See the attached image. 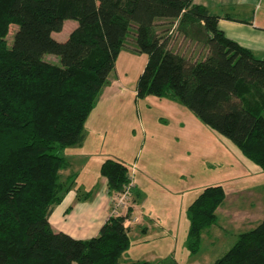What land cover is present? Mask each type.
Listing matches in <instances>:
<instances>
[{"label":"trees","instance_id":"16d2710c","mask_svg":"<svg viewBox=\"0 0 264 264\" xmlns=\"http://www.w3.org/2000/svg\"><path fill=\"white\" fill-rule=\"evenodd\" d=\"M67 18L77 25L58 41L52 33ZM218 19L192 0H0V264H119L129 248V213L109 215L87 239L54 230L49 218L75 183L74 174L62 180L68 162L61 152L83 141L130 29L135 50L147 56L137 97L179 102L264 169V58L228 38ZM176 35L205 54L174 49ZM46 53L59 63L44 60ZM100 174L111 195L129 182L128 166L114 158ZM224 198L222 185H210L188 205L190 254ZM211 264H264V218Z\"/></svg>","mask_w":264,"mask_h":264},{"label":"rangeland","instance_id":"374dc122","mask_svg":"<svg viewBox=\"0 0 264 264\" xmlns=\"http://www.w3.org/2000/svg\"><path fill=\"white\" fill-rule=\"evenodd\" d=\"M76 25V20L67 18L62 30L52 35L64 41ZM15 28V24L10 26L8 43L12 41ZM133 38L130 29L108 79L112 85L102 88L86 120L87 140L82 147L90 151L92 158H114L124 162L134 183L138 175H148L142 188L149 198L144 214L147 216L154 207L153 217L167 230L157 229L140 238L136 233L142 232L137 226L119 264L136 260L211 264L233 245L240 232L254 228L264 218V169L248 159L230 138L204 124L179 102L151 94L137 97L136 83L147 56L135 50ZM171 45L191 58L205 54L199 45L181 35L174 36ZM256 56L264 58V55ZM43 59L59 63V58L53 54L46 53ZM78 146H66L61 154L68 159ZM91 165H95L94 162L82 169L79 178L78 174L74 176L72 188L76 192H83L80 188L82 176L93 180V184L97 181L94 170L89 173ZM61 171L62 180H68L71 170ZM97 175H101L100 170ZM217 184L225 191V198L216 210L217 220L202 231L199 251L190 254L186 246L187 207L204 187ZM117 195H112L111 209ZM160 197L175 200L180 212L176 228L167 227L171 221L156 211L155 202ZM131 202L130 195L118 210L119 214L129 213L128 223L131 222L128 212ZM160 209L158 207L159 212Z\"/></svg>","mask_w":264,"mask_h":264},{"label":"crops","instance_id":"0c3cea01","mask_svg":"<svg viewBox=\"0 0 264 264\" xmlns=\"http://www.w3.org/2000/svg\"><path fill=\"white\" fill-rule=\"evenodd\" d=\"M192 1L196 4L203 5L210 13L219 16L217 22L218 28L222 30L228 38L250 49L254 55H264V0ZM202 50L205 51L204 49ZM107 85L111 86L112 84L108 83ZM85 124L86 121L83 127L84 139L81 143L73 145H79V149H75L76 151L74 150L69 155V158L66 159L68 162L67 169L69 168L72 174L75 173L74 175L78 174L79 178L82 169L87 166L89 167L90 163L94 162L95 165L90 166L89 173L92 174L94 170L96 173L94 180L97 181L93 184V180L86 176H82L83 178L80 188L83 192H76L73 188L70 189L64 195L62 201L54 207L49 218L50 224L54 230L65 232L78 239H87L98 234L100 227L109 216L111 204L113 202V196L107 189L105 177L97 175V171L100 170V165L104 160L97 156L92 158L90 151H87L85 147H82L87 140V135L84 133L86 131ZM71 167L78 171L72 170ZM148 177L149 176L144 173L143 175H138L136 179L134 178L135 183L130 194L132 202L129 207L131 209L129 216L131 217V222L128 223V221H126V224L130 229V239L131 233L133 234L134 232H137V226L142 232L136 233L140 238H144L149 232L157 229H159V231L160 229H163L164 231L167 230H165V227L158 225L156 217H153L152 213L154 207L148 211L147 216L144 214L145 206L149 202V198L146 196L145 190L142 188L145 184V178ZM157 199L159 201L157 203L154 202L159 216L166 217L169 219V222L171 221L167 227L171 226L172 228L173 226L176 228L179 225L176 220L178 219V216L180 217V212L176 207L175 200L163 197H160L161 200L159 198ZM158 207L161 208L160 212ZM145 218H148V220Z\"/></svg>","mask_w":264,"mask_h":264},{"label":"built area","instance_id":"2783aa9c","mask_svg":"<svg viewBox=\"0 0 264 264\" xmlns=\"http://www.w3.org/2000/svg\"><path fill=\"white\" fill-rule=\"evenodd\" d=\"M132 174H134V169L132 170ZM133 187V175H130L129 173V182L127 183V185H125L124 190L118 193V195L115 197L114 207L110 210L109 215L119 214L118 210L123 207L124 204H126V200L129 198Z\"/></svg>","mask_w":264,"mask_h":264}]
</instances>
